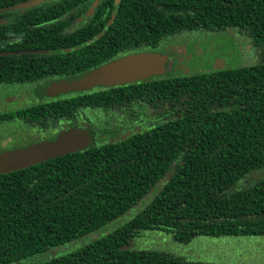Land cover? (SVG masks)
<instances>
[{"label": "trees", "instance_id": "16d2710c", "mask_svg": "<svg viewBox=\"0 0 264 264\" xmlns=\"http://www.w3.org/2000/svg\"><path fill=\"white\" fill-rule=\"evenodd\" d=\"M19 1L0 0V10L10 9L0 17L14 14L0 21V80L80 71L119 50L156 47L182 30L236 28L258 49V59L24 108L69 116L79 106L140 98L147 106L142 119L151 124L0 173V264L101 229L158 183L126 221L34 264H221L130 248L128 242L141 230L170 231L184 244L198 235L264 237V0H119L116 6L98 0L89 15L93 0L11 9Z\"/></svg>", "mask_w": 264, "mask_h": 264}, {"label": "rangeland", "instance_id": "374dc122", "mask_svg": "<svg viewBox=\"0 0 264 264\" xmlns=\"http://www.w3.org/2000/svg\"><path fill=\"white\" fill-rule=\"evenodd\" d=\"M10 11L9 8L0 10V13ZM10 14L7 17H13ZM162 46L173 50L178 54V65L185 68L186 65L198 66L207 70L209 67L219 66H239L252 63L258 59V49L252 44L250 38L236 28H227L224 30H182L163 40ZM161 46V47H162ZM203 60L207 63H203ZM208 65V67H207ZM177 70L176 72H178ZM201 71L200 68L191 70ZM172 71L171 73H174ZM5 102V101H4ZM143 110L147 106H142ZM104 111L99 109L88 110L85 112L87 119H102L110 124H118V116L108 114L104 117ZM145 124L148 120L145 119ZM145 126V125H142ZM25 129L19 124H0V145L2 150L9 147L11 143L5 146V134L7 132L13 135L21 134ZM261 171L254 173V176H260ZM158 183L141 200L123 212L120 216L108 222L101 229L94 231L86 236L79 237L68 243L49 248L45 252L37 253L29 257L14 262L13 264H34L44 259L67 252L83 242L92 240L101 234H105L118 226L122 222L132 217L148 198L159 188ZM128 247L136 249H157L167 252L175 257L186 258L187 260L215 262L221 264H264V237L262 236H204L198 235L187 243H180L174 239L173 233L163 230H141L138 235L132 237L128 242Z\"/></svg>", "mask_w": 264, "mask_h": 264}, {"label": "flooded vegetation", "instance_id": "af4514ba", "mask_svg": "<svg viewBox=\"0 0 264 264\" xmlns=\"http://www.w3.org/2000/svg\"><path fill=\"white\" fill-rule=\"evenodd\" d=\"M114 5H115V0H114ZM87 12L86 15H89L90 13L87 14ZM168 36H172V35H168ZM168 36L161 39L156 47H147V48L139 47V48H127L121 51L119 50L111 58H108L107 60L97 63L91 67L84 68L83 70L80 71H74L65 74L63 73L45 74L35 78H26L24 80L1 79L0 80V115H1L0 124L13 123V124H19L25 128L23 129L24 131L19 135L17 134L13 135L9 132L5 134V139H6L5 146L8 143H11L10 145H8L9 147H6V149L25 146L30 143L37 142L39 140H53L58 136H60L61 134L73 130H82L86 132L89 138V143L90 142L102 143V142L114 141L117 139V137L118 138L123 137L131 133L132 130L142 129L143 127L142 125H146L144 123L145 120L142 119V111H143L142 104L145 102L140 98L134 99L126 104L113 103L111 106L107 105L105 107L93 106V105L79 106L75 108L76 110L75 114L69 116H58L55 113H51L50 111H46L45 113L39 111H37V113H26L23 112L22 110L27 106L40 105L42 103L48 102L49 100H53L61 97H69L70 95H76L79 92L99 89L101 87H112L119 85V84H115V85L106 86V85L97 84L86 89L69 90V91L57 92L53 94H46V93L43 94L38 90H36L39 86L46 84L48 82L70 75H77L79 73L88 71L94 68L95 66H98L109 60L122 57L129 53L147 51V52H155V53L157 52L165 56L164 72L159 75H150L144 79H149L152 77H162L180 72H191V70L195 68L196 69L200 68L201 71H204V69H202L200 64H198L197 67L193 65L191 66L186 65L184 69L181 68V66L178 65V59H179L178 54L173 50L165 48L166 45L165 47L162 46V43L164 42L163 40L166 39ZM32 51L45 52V49H32ZM3 52L5 51H2L1 53ZM203 63L207 64L204 60ZM216 66H219V64H216ZM210 68L208 67L207 69ZM177 70L179 71L176 72ZM172 71L175 72L171 73ZM89 109L103 110L105 112L104 117H107L108 114L117 115L118 124L116 125L110 124L109 122L107 123L102 119L99 120L87 119L85 116V112L88 111ZM19 110H21L22 113ZM148 123L151 124V121H148ZM1 148H3V145H0V151L2 150Z\"/></svg>", "mask_w": 264, "mask_h": 264}, {"label": "water", "instance_id": "95a60500", "mask_svg": "<svg viewBox=\"0 0 264 264\" xmlns=\"http://www.w3.org/2000/svg\"><path fill=\"white\" fill-rule=\"evenodd\" d=\"M48 0H22L11 5V9H26ZM119 0H115V5ZM97 1H93L87 14ZM165 70V56L160 53L140 51L109 60L77 75L66 76L39 86L41 93L53 94L69 90L86 89L91 86L115 85L142 80L150 75H159ZM89 143L86 132L68 131L53 140H39L25 146L0 151V173L24 168L29 165L74 152Z\"/></svg>", "mask_w": 264, "mask_h": 264}]
</instances>
